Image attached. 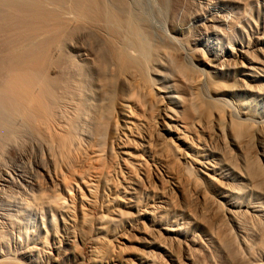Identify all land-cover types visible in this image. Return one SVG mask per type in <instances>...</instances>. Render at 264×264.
<instances>
[{
	"label": "bare ground",
	"instance_id": "obj_1",
	"mask_svg": "<svg viewBox=\"0 0 264 264\" xmlns=\"http://www.w3.org/2000/svg\"><path fill=\"white\" fill-rule=\"evenodd\" d=\"M49 2L0 0L4 33L63 27L64 17L77 28L67 44L30 32L17 41L22 65H8L19 68L17 92L12 70L1 71L29 117L13 97L8 105L38 123L29 135L25 122L20 142L26 124H9L10 106L0 115V144L20 157L7 164L0 148V264H264V85L247 65L253 42L177 49L220 21L204 14L191 28L190 0H69L66 11V0ZM168 6L181 22L156 26Z\"/></svg>",
	"mask_w": 264,
	"mask_h": 264
},
{
	"label": "rangeland",
	"instance_id": "obj_2",
	"mask_svg": "<svg viewBox=\"0 0 264 264\" xmlns=\"http://www.w3.org/2000/svg\"><path fill=\"white\" fill-rule=\"evenodd\" d=\"M41 2H42V4H43V7H45L46 9L48 8V6L50 5V0H40ZM67 1V3L65 2V5H64V10L66 11V9H65V6H67V4H69L68 2H69V0H66ZM154 1H157V0H154ZM198 1V2H197ZM211 1V2H210ZM197 2V3H196ZM157 3V2H156ZM155 2H154V4H156ZM201 3V4H200ZM205 3V4H204ZM48 5V6H47ZM157 5V4H156ZM159 5V4H158ZM157 5V6H158ZM171 5V4H170ZM169 5V6H170ZM201 5H202V7H204L205 6V8H202L201 7ZM169 6L167 7V9L166 10H164V12H166V13H164L163 11H162V14L164 15H161L160 13H158V14H160V15H158V14H155L154 15V17L152 18V21L156 24V26H159L160 25V27L161 26H163V22H160V20L162 19H165L166 20V22L168 23V21H172V22H175V23H180L181 22V20H182V17H183V13H182V10H180V11H177V10H174L173 9V7L171 8L170 7V9H173V10H168V8H169ZM68 7V6H67ZM66 7V8H67ZM50 8H52V6H49V8L48 9H50ZM69 8V7H68ZM67 8V9H68ZM47 9V10H48ZM201 9V10H200ZM161 10H163V9H161ZM160 10V11H161ZM210 10V11H209ZM177 11V12H176ZM201 11H203L204 13L202 14V12ZM209 11V12H208ZM175 12H176V14H175ZM199 12V13H198ZM188 13H190V14H192V15H194V14H196V16H195V18L194 19H191V20H189L188 21V25H190V27L191 28H193L196 24H199L200 23V19H199V17L201 16V15H209V16H218L219 17V19H220V21H218V22H215L214 24H212V25H210L209 27H205V28H203L202 30H201V32L200 33H198L197 34V36H195V42L193 43V41L190 39V38H188V37H186V38H183L182 40H178V41H174L173 43H171V44H173V46H175L177 49H180V47H181V50H182V46L180 45V44H182V45H184L186 48L187 47H189V45L188 44H196L197 45V47L200 49L199 51H201V52H204L205 54H206V52H207V54H208V51H207V49H212V50H214V49H220L222 46H224L225 47V45H228V47H231V48H237L239 45H241V44H245L247 41H250V42H253V47H254V49H250V53L248 54V55H250V58H251V60H252V62L250 63V64H247V65H249V66H253V67H255V68H253V69H257L258 71H260L261 73H259V72H257V70L255 71V73L257 74V76H258V78H259V80L261 81V83H263V85H264V0H196L195 2H193V0H190V3L188 4ZM207 13H209V14H207ZM214 13H215V15H214ZM68 14V10H67V13H66V15ZM66 15H64V16H66ZM167 15V16H166ZM220 15V16H219ZM160 16H162V17H160ZM222 16V17H221ZM158 17L160 18V19H158ZM196 17H197V19H196ZM221 17V18H220ZM66 18L67 17H64V25H66V26H64L63 24H61L63 27H61V26H56V24H55V22L54 23H52V22H49L48 24H47V27H39L38 28V31H36L35 33H32V31H29L30 32V36H32V37H35L34 36V34H42V35H40V36H42V38L43 37H49L50 36V34H51V38H53V36H55L54 38L55 39H57V41H58V43L59 44H67V40H69V37L71 38L72 36H74L75 35V33L77 32L76 30H77V28L75 29V27L73 28V26L69 23V20H67L66 21ZM156 20H155V19ZM158 19V20H157ZM161 20V21H162ZM165 20H163L164 22H165ZM66 21V22H65ZM67 22L69 23V25H70V27H69V25L67 24ZM165 22V23H166ZM223 22V23H222ZM225 24V25H224ZM50 25V26H49ZM68 25V26H67ZM214 25V26H213ZM224 25V26H223ZM46 26V25H45ZM52 26H55L56 28H60L59 30L57 29L56 30V28H54V27H52ZM196 27V26H195ZM221 27V28H220ZM46 28H49V29H52V30H49V29H46ZM67 28V29H66ZM73 28V29H72ZM157 28H159V27H157ZM207 28V29H206ZM220 28V29H219ZM65 29V30H64ZM71 29H72V31H71ZM78 29H80V28H78ZM8 29H6L5 30V33H4V31L2 30V31H0V33L2 32V34H0V44H1V46H0V68H1V70H0V72L1 71H3L4 72V70H5V74L7 73L8 75H9V78H11L10 77V71L12 70V75L13 74H15L14 76H12V79H9L3 72H1L2 73V75H1V73H0V81L2 82V85H1V87L0 88H2L3 86V88H2V90L0 89V91L2 92V91H5L6 90V88H7V90L5 91V93H9V89H8V87H9V85H11V88L15 85V80L14 79H16V75L18 76V70H19V68L17 69L16 67V70H15V72H14V67H13V69H10V67L9 66H11L12 64H13V66L15 65L14 63H16V65L15 66H19L20 64H21V59H20V61H18L19 60V58H18V53L19 52H14L16 49H17V51H19V49H18V46H19V43H21V40L24 38V39H26V35H28V33L27 32H25V33H27V34H22L20 31V33L17 31V30H8ZM37 30V29H36ZM46 31V32H44V31ZM62 30V31H61ZM74 30L76 31L75 33H74ZM52 31H53V33H52ZM64 31L66 32V34H65V36L64 37H66V39L63 37V39H65V41L62 39V33L64 34ZM163 31V30H162ZM246 31V32H245ZM11 32V33H10ZM14 32V33H13ZM48 32V33H47ZM62 32V33H61ZM5 35H4V34ZM13 33V34H12ZM45 33V35H43ZM46 33H47V35H46ZM55 33H56V35H55ZM60 33V34H59ZM69 33V34H68ZM164 33H167V34H169L168 33V31L166 30ZM9 34H11V35H13V36H11V35H9ZM15 34V35H14ZM17 34H18V36H17ZM21 34V35H20ZM57 34H59L58 35V38H56L57 37ZM74 34V35H73ZM4 36V40H2L3 39V36ZM8 35V36H7ZM71 35V36H70ZM217 35V36H216ZM23 36V37H22ZM59 36H61V37H59ZM69 36V37H68ZM219 36H220V38H219ZM9 37H11V38H9ZM19 39H18V38ZM32 37H29V35H28V39L30 38V39H32ZM68 37V38H67ZM217 37V38H216ZM14 38V39H13ZM22 38V39H21ZM53 38V39H54ZM199 38V39H198ZM229 38V39H228ZM12 39V40H11ZM28 39H26L25 40V42H27V43H29L31 40H29V41H27ZM53 39H51V40H53ZM53 40L54 41V43H53V41L51 42V41H49V43L48 44H50V42H51V44L53 43V44H55V42H56V44H58L57 43V41L56 40ZM62 39V40H61ZM198 41H197V40ZM222 39V40H221ZM9 40V41H8ZM61 42H60V41ZM89 40V41H88ZM87 41H86V43L85 42H83L82 44H89V43H91V42H93V43H91V44H102L101 42H98L97 43V41H95V40H93V39H91V42H90V39H88ZM93 40V41H92ZM13 41H15V42H13ZM19 43H18V42ZM24 41V40H23ZM2 43H4V44H2ZM9 43H11V44H9ZM6 44V45H5ZM103 44H106V43H103ZM11 45V46H10ZM15 45V46H14ZM16 45H18L17 47H16ZM6 46V47H5ZM8 46H10L11 48H13V49H11L10 47L8 48ZM13 46V47H12ZM260 46V47H259ZM257 48V49H256ZM259 48V49H258ZM3 51H2V50ZM15 49V50H14ZM7 52H6V51ZM12 51V52H9V51ZM8 52L10 53V54H8ZM3 53H4V55H3ZM3 56H2V55ZM13 56H12V55ZM15 54V55H14ZM6 56H7V58H6ZM10 56V57H9ZM4 57V61H3V59H1V58H3ZM12 57V58H11ZM10 58H11V60L12 61H10ZM14 58H15V60H14ZM18 58V59H17ZM5 60H6V62H5ZM253 60H255V61H253ZM7 61H9V62H7ZM14 61V62H13ZM260 61V62H259ZM5 62V63H4ZM12 62V63H11ZM20 62V63H19ZM259 62V63H258ZM8 63V64H7ZM19 63V64H18ZM2 64H4V65H2ZM254 64V65H253ZM8 66V68L9 69H6V66ZM22 65V64H21ZM20 65V66H21ZM1 66H3V68L5 67V69H3ZM260 66L262 67V68H260ZM11 68H12V66H11ZM260 69V70H259ZM8 71V72H7ZM17 71V72H16ZM4 77H7V81H5L6 80V78H4ZM15 77V78H14ZM14 78V79H13ZM3 79V80H2ZM5 79V80H4ZM8 79L10 80V82H8ZM11 80H13V82H11ZM1 82H0V84H1ZM4 82H6L5 84L7 85V82H8V87L7 86H5V84H4ZM16 82H17V80H16ZM13 83H14V85H13ZM13 85V86H12ZM10 88V87H9ZM10 88V89H11ZM12 90H15L14 89V87H13V89ZM8 91V92H7ZM13 92V91H12ZM9 93V95L8 94H6L5 95V98H4V93L2 92L1 94H2V97L4 98V100H6V102L5 101H3V98H2V100L0 101V109L2 110H8V108H9V106H10V108H11V110H13V111H15V108L16 107H21L20 106V104L19 103H21V105H22V102H18V101H21V99H19V98H21V97H19V98H17L16 100H18L17 102H18V106H16L15 108H13V106H15V104L17 103L16 102V100H15V97H17L16 95H15V93ZM14 92H17L16 90L14 91ZM1 94H0V96H1ZM15 95V97L14 96H12V95ZM8 96H10L11 98L13 97L14 98V102L12 103V104H14L15 102V104L13 105V106H11L12 104H10V105H8V102H7V97ZM20 96V95H19ZM1 99V98H0ZM10 99L8 98V101H9ZM13 101V99L10 101V102H12ZM4 102H5V104H4ZM3 103V104H2ZM6 103H7V105H6ZM24 103V102H23ZM24 105L25 104H23L22 106H23V108L21 107V108H19V109H21V111H23V110H27L28 109V107L27 106H25V108H24ZM57 106V105H56ZM55 106V107H56ZM26 107H27V109H26ZM54 107V108H55ZM13 108V109H12ZM64 108V107H63ZM62 108V109H63ZM56 109V108H55ZM0 111V115H4V113L2 114L1 112H4V111ZM64 110V109H63ZM9 111H10V109H9ZM18 110L16 109V115H14V113L13 114H11L10 112L8 113V112H6L5 114H10V117L11 116H13L14 115V118L15 117H17V115H19V119H18V117L17 118H15V120H13L14 118L12 117V119L10 120V121H8L9 122V124H11V123H13V124H15L13 121H20L21 122V124L19 125L18 123H16L15 125L17 126V125H19L20 127L21 126H23L24 124H23V122L25 123V122H27L28 123V120L30 121L29 123V125L27 124V123H25L26 125H24V127L25 126H29V128L31 127L32 129H29L28 127H27V129H26V127L25 128H21L22 130H20L22 133H20L19 134V132H17V130H19V128H15V129H17L16 130V132L18 133L17 135H15V136H18L19 135V137H24V135H26L23 139H21V138H17V137H13V138H17L18 140L20 139V142H21V140H25V138H26V140L25 141H28L29 139H28V136L29 135H31V133L33 134V132H35L34 130V126L36 125L37 126V123L35 122V120H34V118H33V116L32 115H30L31 117H30V119L33 121H31L29 118H27L28 120H26V118L24 119V118H21V116L23 115L24 117H25V115H26V117H29V114L27 113H25L26 111H23V113H25V114H22L21 116H20V114L17 112ZM28 111V110H27ZM20 112V111H19ZM29 112V111H28ZM21 113V112H20ZM30 113V112H29ZM69 113H70V111H69ZM68 113V114H69ZM6 115V117L7 116H9V115ZM5 116V115H4ZM22 116V117H23ZM21 118V119H20ZM21 120H23V121H21ZM1 121H3V120H1ZM34 123V126H33V124L32 123ZM7 123V122H6ZM8 123L6 124V125H8L9 126V129H11L12 127H11V125H9ZM15 125H13V128H12V130L11 131H13V133L15 134V130H14V126ZM15 126V127H16ZM18 126V127H19ZM33 126V127H32ZM24 129H26V131L29 133V135H27L28 133L26 132V131H24ZM34 129V130H33ZM32 130H33V132H32ZM24 131V132H23ZM31 131V132H30ZM26 132V133H25ZM34 135V134H33ZM201 135V137H203L204 138V135L203 134H200ZM199 135V136H200ZM203 135V136H202ZM31 137V136H30ZM29 137V138H30ZM12 138V137H11ZM205 140L204 141H207L208 142V147H211L212 146V143H210V141L207 139V136H205V138H204ZM227 141V140H226ZM228 143V142H227ZM4 145V144H3ZM2 144H0V148H2V147H4ZM229 146V145H228ZM252 146L253 145H251V148H252ZM255 146V145H254ZM254 146H253V148H254ZM5 148H8V150L7 149H5ZM251 148H250V151H252L251 150ZM3 149H5V151L4 152H2L3 154H1L2 156L4 155V153L6 154V155H4L3 156V159H2V161L3 162H7V164L8 163H11L10 165H14L15 163H19V160H20V157H19V155H18V153L16 152L15 153V151L14 150H12L10 147H9V145L7 146H5L4 148H2L1 150L3 151ZM1 150H0V152H1ZM7 150V151H6ZM254 151H256L255 153H254ZM252 153H254V154H257V149H256V147L254 148V150L252 151ZM0 155V156H1ZM8 155V156H7ZM17 157H16V156ZM1 156V157H2ZM12 156V157H11ZM5 158V159H4ZM12 158V159H11ZM12 161H14V162H12ZM5 160V161H4ZM6 160H8V161H6ZM0 161H1V159H0ZM1 161V162H2ZM11 161V162H10ZM258 162H259V160H258ZM257 162V163H258ZM259 165V164H258ZM260 165H262L263 166V163L261 164V161H260ZM260 165H259V167H260ZM262 166L260 167V168H262ZM263 168H264V166H263ZM190 171V170H189ZM261 171L262 172H264L262 169H261ZM192 172L194 173V169L193 168H191V174H192ZM189 173V172H188ZM221 206V205H220ZM221 207H223V205L221 206ZM85 247V246H84ZM84 247H82V249L84 250L85 249V251H83V253H87V249L86 248H84Z\"/></svg>",
	"mask_w": 264,
	"mask_h": 264
}]
</instances>
